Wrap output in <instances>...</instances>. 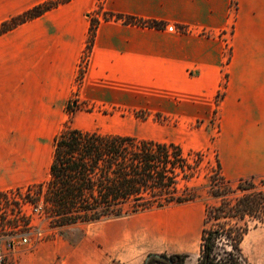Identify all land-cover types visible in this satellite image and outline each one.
Returning <instances> with one entry per match:
<instances>
[{"label": "crops", "instance_id": "crops-1", "mask_svg": "<svg viewBox=\"0 0 264 264\" xmlns=\"http://www.w3.org/2000/svg\"><path fill=\"white\" fill-rule=\"evenodd\" d=\"M43 1L0 0V23ZM97 1L69 0L0 34V191L47 179L53 138L68 119L98 131L117 111L138 106L182 122L209 121L215 109L218 126L207 127L200 147L214 146L228 180L264 176V0H236L230 36L231 0L102 1V11L163 21L162 28L104 19L94 13ZM94 15L99 23L78 79ZM155 209L19 246L17 263L143 264L148 254L192 250L195 212Z\"/></svg>", "mask_w": 264, "mask_h": 264}, {"label": "trees", "instance_id": "trees-1", "mask_svg": "<svg viewBox=\"0 0 264 264\" xmlns=\"http://www.w3.org/2000/svg\"><path fill=\"white\" fill-rule=\"evenodd\" d=\"M67 1L38 3L1 22L0 34ZM103 18L164 27L163 21L129 14L105 12ZM98 23V18L91 19L88 52ZM174 28L183 32L187 29L183 25H174ZM221 95L220 91L216 98ZM77 106L75 102L68 105L69 112ZM52 146L47 179L29 187L37 198L42 197L47 203L50 226L59 233L72 224L95 223L196 197L181 193L179 183L194 176L189 157L193 153L203 156L201 151L185 152L180 144L172 141L81 130L71 127L69 119L54 136ZM217 169L218 176L210 180V189L219 201L205 205L197 264H247L241 255L240 243L250 229V222L253 227L264 224V190L256 184L257 180L264 183V176L231 181L221 174L219 161ZM237 192L240 194L234 195ZM147 256L143 264H177L184 258L182 253Z\"/></svg>", "mask_w": 264, "mask_h": 264}, {"label": "rangeland", "instance_id": "rangeland-1", "mask_svg": "<svg viewBox=\"0 0 264 264\" xmlns=\"http://www.w3.org/2000/svg\"><path fill=\"white\" fill-rule=\"evenodd\" d=\"M100 1L103 0L97 1L94 13H100L103 18L105 11H102V6L99 4ZM236 7V0H231V23L228 31L229 36L233 31V21L235 18ZM94 17L96 16L94 15ZM172 27L174 28V25ZM223 54L225 59L224 61L227 63L230 58L229 39L225 44ZM80 75H82V71H80ZM224 85L225 80L223 81L222 86ZM148 96L156 98L157 94L156 92L149 91ZM220 97L215 99L216 103ZM79 108L85 109L83 105ZM102 113H108V111L102 110ZM215 114L214 109L211 119L206 122L198 119L182 122L178 120V118L168 117L157 112H149L143 107L138 106L124 112L117 111L115 118H113L111 122L105 121L96 127V130L106 133L130 134L140 138L175 141L183 146L185 152L192 149L203 153V156H198L195 153L191 154L189 161L194 167V176L189 181L181 180L179 183V187L182 190L181 193L187 195L192 194L196 197L183 203H173L163 208L154 210L157 212H166L177 208H187L195 212L196 217L199 219L197 243L193 246L192 250L178 252L184 254V258L177 264H197L200 257V234L201 228L203 227L205 205L215 204L219 201L218 198L212 195L210 189V180L215 179L218 176V157L216 150L211 144L207 147H200L199 143V139L205 135V131L210 124L217 128L218 125ZM256 184L258 188L264 190L263 182H259L257 180ZM27 186L29 185L16 188H21V193H23L26 191ZM237 194H240V192H237L234 195ZM6 224L7 226H17L19 230L26 229L27 227L36 224L42 229L43 240L51 238L59 233L50 226L48 219L39 223L38 219L27 218L23 213L13 221L7 220ZM249 224L250 229L244 235L243 240L240 243L241 255L247 264H264V224H258L255 227H253V222H250ZM81 225L82 224L78 223L71 227L64 228L60 231V233H77ZM225 248L228 249L227 246ZM220 255L223 256L222 253ZM153 264L162 263L155 262Z\"/></svg>", "mask_w": 264, "mask_h": 264}, {"label": "built area", "instance_id": "built-area-1", "mask_svg": "<svg viewBox=\"0 0 264 264\" xmlns=\"http://www.w3.org/2000/svg\"><path fill=\"white\" fill-rule=\"evenodd\" d=\"M99 4L102 6V1ZM88 54L86 49L81 56L78 79L81 77L80 71L83 72L86 67ZM29 186L23 193L21 188L0 191V264H18L15 257L17 247H32L36 242L43 240L42 229L36 224L23 230L6 224L7 220L13 221L22 213L27 218L38 219L39 223L48 219L47 203L42 197L37 198Z\"/></svg>", "mask_w": 264, "mask_h": 264}, {"label": "water", "instance_id": "water-1", "mask_svg": "<svg viewBox=\"0 0 264 264\" xmlns=\"http://www.w3.org/2000/svg\"><path fill=\"white\" fill-rule=\"evenodd\" d=\"M146 258H148V256H147ZM169 261H170V260H169Z\"/></svg>", "mask_w": 264, "mask_h": 264}]
</instances>
